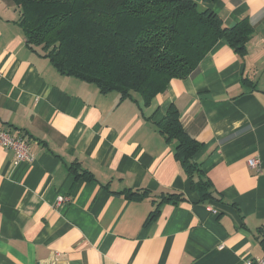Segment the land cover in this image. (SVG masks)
<instances>
[{
	"label": "crops",
	"instance_id": "0c3cea01",
	"mask_svg": "<svg viewBox=\"0 0 264 264\" xmlns=\"http://www.w3.org/2000/svg\"><path fill=\"white\" fill-rule=\"evenodd\" d=\"M226 24L248 15L240 57L226 39L150 105L59 73L27 45L13 0H0V127L29 139L31 160L0 146V264H241L264 257V0L206 2ZM203 144L195 159L219 199L201 200L156 123L171 106ZM261 159L260 170L248 158ZM74 162L95 179H77ZM195 181L199 180L195 176ZM124 189L149 190L129 199ZM186 200L160 206L161 192ZM70 200L58 205L59 196ZM221 199V200H220ZM216 210V211H214Z\"/></svg>",
	"mask_w": 264,
	"mask_h": 264
},
{
	"label": "trees",
	"instance_id": "16d2710c",
	"mask_svg": "<svg viewBox=\"0 0 264 264\" xmlns=\"http://www.w3.org/2000/svg\"><path fill=\"white\" fill-rule=\"evenodd\" d=\"M13 1L31 49L48 58L59 73L93 84L103 94L117 92L118 103L142 99L150 105L172 79L191 75L222 39L245 58L254 33L248 15L226 24L212 7L197 0ZM156 126L168 143L174 142L175 157L200 191L201 200H219L204 177L202 163L195 159L203 144L186 131L178 109L172 105ZM69 167L77 179H95L79 162ZM121 193L141 200L150 191L124 189ZM185 200L182 192H161L150 216L163 203ZM260 230L264 247V228Z\"/></svg>",
	"mask_w": 264,
	"mask_h": 264
},
{
	"label": "built area",
	"instance_id": "2783aa9c",
	"mask_svg": "<svg viewBox=\"0 0 264 264\" xmlns=\"http://www.w3.org/2000/svg\"><path fill=\"white\" fill-rule=\"evenodd\" d=\"M0 146L12 149L15 152V162L31 160V144L29 139L25 137L13 135L10 130L4 127H0ZM248 164L260 170L262 168L261 159L257 156L248 158ZM69 196H59L57 204L60 205L65 201H69ZM216 211V210H214ZM241 264H264V257H252L245 259Z\"/></svg>",
	"mask_w": 264,
	"mask_h": 264
},
{
	"label": "rangeland",
	"instance_id": "374dc122",
	"mask_svg": "<svg viewBox=\"0 0 264 264\" xmlns=\"http://www.w3.org/2000/svg\"><path fill=\"white\" fill-rule=\"evenodd\" d=\"M93 85V84H92Z\"/></svg>",
	"mask_w": 264,
	"mask_h": 264
}]
</instances>
